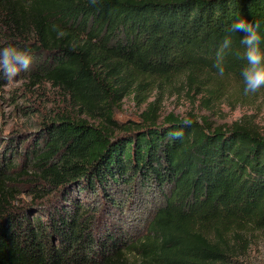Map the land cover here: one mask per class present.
<instances>
[{
	"label": "trees",
	"instance_id": "trees-1",
	"mask_svg": "<svg viewBox=\"0 0 264 264\" xmlns=\"http://www.w3.org/2000/svg\"><path fill=\"white\" fill-rule=\"evenodd\" d=\"M239 18L260 21L264 35V0H0V48L30 49L19 76L69 104L27 105L38 121L0 141V264L247 262L264 242L263 131L192 112L191 126L162 119L147 95L153 82L199 73L244 87V33L227 31ZM6 83L0 73V90ZM130 95L145 109L117 120Z\"/></svg>",
	"mask_w": 264,
	"mask_h": 264
},
{
	"label": "rangeland",
	"instance_id": "rangeland-1",
	"mask_svg": "<svg viewBox=\"0 0 264 264\" xmlns=\"http://www.w3.org/2000/svg\"><path fill=\"white\" fill-rule=\"evenodd\" d=\"M244 87L232 79H211L199 73L194 82L183 76L173 77L164 83L153 82L147 87L148 101H158L162 119L170 113L180 117L195 113L207 116L216 125H229L236 120L259 125L264 134V89L255 94H245ZM208 101V102H207ZM27 105L49 112L55 108H69L64 96L50 84L28 86V80L18 76L0 90V141L12 132L23 131L35 125L39 116L27 112ZM208 105L210 106L208 108ZM146 103L140 104L133 95L127 96L114 110L120 121L139 120ZM143 200L139 210L132 215L138 220L146 215L149 201ZM245 264H264V242L253 244Z\"/></svg>",
	"mask_w": 264,
	"mask_h": 264
},
{
	"label": "clouds",
	"instance_id": "clouds-1",
	"mask_svg": "<svg viewBox=\"0 0 264 264\" xmlns=\"http://www.w3.org/2000/svg\"><path fill=\"white\" fill-rule=\"evenodd\" d=\"M95 4L97 0H90ZM53 30L58 31L62 35V30L57 25H53ZM260 21H248L244 18L235 20L227 29L229 33H244L240 37V44L243 48L242 53L238 55L245 61L241 69L240 75L244 85V93L255 94L264 89V35H262ZM232 39L230 35H226L216 50L215 61L213 67L219 76L225 74V58L231 49ZM35 60L30 49L20 48L16 45L9 44L0 48V73L7 80H13L18 77L21 72H28ZM183 125L191 126L194 121L192 118L184 115ZM184 135L183 131H172L169 133L170 140L181 139Z\"/></svg>",
	"mask_w": 264,
	"mask_h": 264
}]
</instances>
